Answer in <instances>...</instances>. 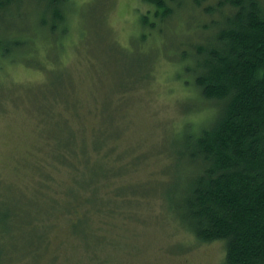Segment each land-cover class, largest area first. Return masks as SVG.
Segmentation results:
<instances>
[{
	"label": "rangeland",
	"instance_id": "obj_1",
	"mask_svg": "<svg viewBox=\"0 0 264 264\" xmlns=\"http://www.w3.org/2000/svg\"><path fill=\"white\" fill-rule=\"evenodd\" d=\"M147 7L142 0H68L63 30L52 37L47 26L46 33L39 30L50 17L34 5L8 16L7 28L0 25V212L9 213L0 238L3 264H224L222 241L198 242L162 210L176 162L165 147L200 134L218 108L202 100L182 63L173 64L178 60L171 47L165 51L163 35L140 40L139 18ZM136 58L144 59L143 67L133 66ZM60 73L72 87L71 105L60 119L51 105L45 121L40 102L46 103L49 78ZM59 122L62 141L81 134L75 143L81 150L84 142L86 153L79 174L65 165L52 170L45 154ZM101 131L118 134L109 143L116 152L107 157L105 143V153L92 152L99 147L93 134ZM118 165L125 166L118 177L102 171ZM98 176L103 190L93 207L120 203L105 197L124 183V208L132 215L105 218L92 210L88 224L70 228L64 208L89 195L79 185H97ZM101 216L104 222L96 221ZM43 225L47 237L40 241Z\"/></svg>",
	"mask_w": 264,
	"mask_h": 264
},
{
	"label": "trees",
	"instance_id": "obj_2",
	"mask_svg": "<svg viewBox=\"0 0 264 264\" xmlns=\"http://www.w3.org/2000/svg\"><path fill=\"white\" fill-rule=\"evenodd\" d=\"M142 2L148 7L139 18L143 29L140 40H146L153 33L163 35L165 51L171 47L178 60L173 64L182 63L184 73L192 74V87L197 89L202 100L218 108L213 121L200 127V134L186 135L180 146L170 143L165 147L171 156H176L172 158L177 163L171 164L172 174L165 193L169 201L166 208L161 209L172 214L179 229L189 232L198 242L222 241L224 264H264V0ZM67 3L68 0H0V25L8 16L14 19L12 14L16 15L25 5H34L51 20L50 23L41 21L40 32H45L47 26L50 37L57 36L59 27L63 30L65 25ZM16 43L10 40L9 45ZM144 62L136 58L133 66L143 67ZM54 76L45 87L48 95L42 97L46 103L40 102L45 121L52 118L51 105L58 107L56 119H60L61 110L71 105V85L64 74ZM61 123H58L59 132L54 142L43 146L45 154L50 155L52 170L65 165L69 171L79 174L85 169L80 164V158L86 153L84 142L78 150L75 142L81 134L73 132L62 141ZM54 132L52 128L47 131L51 135ZM93 136L98 137L99 147H94L92 152L105 153L100 148L104 143L111 151L103 157L116 152L109 143L114 142L118 134L101 131ZM99 164H102L101 159ZM109 167L107 171L101 169L118 177L125 166ZM46 175L39 177V182L43 184ZM98 178L97 185H79L88 189L89 195L80 196V203L64 208V219L70 228L78 230L88 224L87 213L92 210H101L105 218L132 215L129 207L124 208L129 200L123 194L124 183L105 197L120 203L93 207L98 190H103L99 186L103 178ZM39 182L37 190L41 186ZM41 195L46 200L43 191ZM8 218L9 213L0 212V238ZM103 218L96 221L104 222ZM42 227L40 241L47 237V226ZM2 260L0 251V264Z\"/></svg>",
	"mask_w": 264,
	"mask_h": 264
}]
</instances>
